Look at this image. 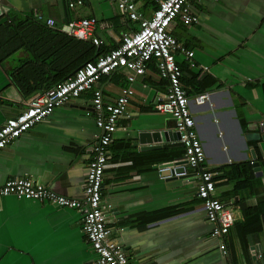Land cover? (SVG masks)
Segmentation results:
<instances>
[{
  "label": "crops",
  "instance_id": "1",
  "mask_svg": "<svg viewBox=\"0 0 264 264\" xmlns=\"http://www.w3.org/2000/svg\"><path fill=\"white\" fill-rule=\"evenodd\" d=\"M134 1L147 17L158 5ZM191 6L198 22L185 24L179 17L172 33L194 52L192 58L182 53L176 58L186 66L182 83L215 176L214 195L236 213L224 236L228 251L211 234L213 224L197 197L196 170L186 164L182 176L160 172L161 164L184 157V146L173 145L174 138H163L165 147L160 146L153 137L167 125L176 127L171 115L156 109L169 87L156 59L133 82L120 69L95 84L106 101L126 88L135 90L119 119L104 176L111 239L132 264H253L264 253V0H191ZM84 18L97 19L94 33L104 41L98 47L107 51L124 32L139 27L109 0H85L72 9L63 0H0V127L83 64L92 40L62 27ZM16 76L30 96L23 95ZM200 94H208L203 103L196 100ZM92 108L88 90L0 150V186L12 177H30L82 198L91 147L101 133L96 113L86 114ZM94 258L78 210L15 195L0 198V264H87Z\"/></svg>",
  "mask_w": 264,
  "mask_h": 264
},
{
  "label": "built area",
  "instance_id": "2",
  "mask_svg": "<svg viewBox=\"0 0 264 264\" xmlns=\"http://www.w3.org/2000/svg\"><path fill=\"white\" fill-rule=\"evenodd\" d=\"M109 1L116 5L125 20L138 22L139 27H131L122 34L118 46L94 61H87L62 82L31 98L24 111L6 120L0 127V150H3L13 140L50 116L56 108L92 90L93 108L86 114L90 116L96 113V124L101 133L91 147L92 158L87 167L84 196L68 197L30 177H12L0 186V198L15 195L78 210L84 217V230L95 254V258L87 264H132L123 246L111 239L112 227L108 221L111 205L103 203V187L111 157L110 145L119 119L130 106L135 90L132 87L126 88L116 100L106 101L103 90L95 88V84L102 75H110L120 69L127 70L128 80L133 82L137 76L144 75L149 62L156 59L159 75L169 82L166 97L156 109L171 115L175 120L184 146V157L199 177L197 197L206 209L209 222L213 224L211 234L220 239V247L227 253L224 236L234 226L236 213L230 205L214 195L215 176L206 165L204 144L197 129L190 98L182 83L183 71L176 58L177 53H182L189 59L194 56V52L188 50L172 33V26L177 18L180 17L185 24H193L198 22V14L192 9L191 0H158L157 7L149 17L139 10L134 0ZM63 2L72 9L84 4L85 0ZM39 18L43 19L42 16ZM47 23L50 26L56 25L54 19H48ZM96 23V18L71 20L62 27V31L79 39H90L95 45L102 46L104 41L94 33ZM207 97L208 94H200L196 100L203 103ZM261 125L264 127V121ZM159 169L160 172L166 170L161 167ZM186 173L185 170L180 174ZM253 264H264V253L257 254Z\"/></svg>",
  "mask_w": 264,
  "mask_h": 264
},
{
  "label": "water",
  "instance_id": "3",
  "mask_svg": "<svg viewBox=\"0 0 264 264\" xmlns=\"http://www.w3.org/2000/svg\"><path fill=\"white\" fill-rule=\"evenodd\" d=\"M175 128L176 127L173 124L167 125L164 128V130L160 129V130L153 132V137L157 138L158 141H160V144H161L160 146L165 147V145L162 143L163 138H166V141L174 138L176 140V143L173 145H178V142H179V145H183L181 142V134L178 130H175ZM252 154H253V157L256 158L255 151L252 150ZM186 164H188L187 159L185 157H179V158H176L172 162H168V163L165 162V163L161 164L160 167L166 169V170L162 171L163 175H167L169 172L168 175H172L174 173H177L178 176L179 175L182 176V174H180V173L185 171Z\"/></svg>",
  "mask_w": 264,
  "mask_h": 264
},
{
  "label": "trees",
  "instance_id": "4",
  "mask_svg": "<svg viewBox=\"0 0 264 264\" xmlns=\"http://www.w3.org/2000/svg\"><path fill=\"white\" fill-rule=\"evenodd\" d=\"M80 41H83V40H80ZM93 43V42H92ZM94 44V43H93ZM107 50L105 49V47H98L97 45L94 44V46L91 48V52L88 54L87 58L85 59V61H83V64L86 63L87 61H91V60H96L99 55L105 53ZM83 64H81L79 67H81ZM180 66L183 70V73H184V70L186 68L185 64H183L182 62L180 63ZM78 67V68H79ZM77 68V69H78ZM73 74V73H71ZM68 76H66L67 78ZM64 78V80L66 79ZM16 83H18V87L20 88V90L22 91L23 95L26 96H30L31 95V92L29 90L26 89V84L25 82L23 81V79L19 78L18 76H16V79H15ZM241 123H242V127H243V130L245 132H248L249 129H248V125L245 121L241 120ZM249 136V134H248ZM183 155H184V152H183ZM175 159V158H174Z\"/></svg>",
  "mask_w": 264,
  "mask_h": 264
}]
</instances>
